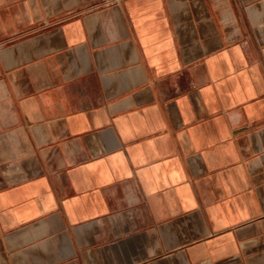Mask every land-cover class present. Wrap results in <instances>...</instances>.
<instances>
[{
  "label": "crops",
  "instance_id": "obj_1",
  "mask_svg": "<svg viewBox=\"0 0 264 264\" xmlns=\"http://www.w3.org/2000/svg\"><path fill=\"white\" fill-rule=\"evenodd\" d=\"M0 264H264V0H0Z\"/></svg>",
  "mask_w": 264,
  "mask_h": 264
}]
</instances>
